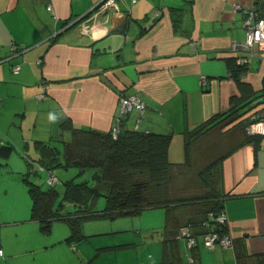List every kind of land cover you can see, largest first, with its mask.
Instances as JSON below:
<instances>
[{
    "label": "crops",
    "instance_id": "obj_1",
    "mask_svg": "<svg viewBox=\"0 0 264 264\" xmlns=\"http://www.w3.org/2000/svg\"><path fill=\"white\" fill-rule=\"evenodd\" d=\"M101 1L0 0V113L20 119L21 130L30 123L34 129L30 136L11 135L9 140L0 125V140L14 152L29 153L31 145L36 152L22 159L13 158L14 152L9 159L0 157V264H161L166 239L178 242L171 252L174 259L166 264H264V136L245 145L242 126L222 138L225 146L205 145L206 139L193 144L189 164L171 167L170 190H161L170 199L202 195L199 174L221 159L215 193L228 217L233 248L208 250L201 235L200 245L189 251L182 227L202 214L190 206L172 211V222L166 213L164 226L100 231V238L133 235L88 241L87 246L68 243L70 230L62 222L44 234L30 220L23 176L33 170L27 160L39 157L37 141L53 143L65 134L71 140V132H61L65 121L100 132L140 125L145 132L172 136L170 158L176 141L181 158L171 160L183 163L184 133L227 112L231 98L248 95L242 96L244 88L231 78L229 64L248 55L244 14L235 7L247 9L254 0H140L135 5L118 0V12L89 15ZM86 15L88 28L82 31L74 23ZM248 57L240 81L252 87L257 99L243 117L246 124L253 112L264 118V51ZM16 66L21 68L17 74ZM202 75L206 86L200 84ZM39 94L46 95L44 101L36 98ZM128 95L139 96L145 111L134 109L118 125L120 99ZM191 184L196 193L188 192Z\"/></svg>",
    "mask_w": 264,
    "mask_h": 264
},
{
    "label": "trees",
    "instance_id": "obj_2",
    "mask_svg": "<svg viewBox=\"0 0 264 264\" xmlns=\"http://www.w3.org/2000/svg\"><path fill=\"white\" fill-rule=\"evenodd\" d=\"M253 7L256 8L260 18L264 19V0H254ZM158 12L159 10L156 11ZM87 15L81 20L86 19ZM180 15L174 16L175 22L179 20ZM81 20L78 23H81ZM248 63L239 64L236 59L229 64L231 78L244 88L242 96L244 92L248 95L231 98V107L227 112L215 114L195 129L184 133L186 144L183 163L172 161L170 158L172 136L145 132L140 130V126L135 130L121 131L115 138L112 131L100 132L94 129L78 128L67 120L61 125V132H71V140L65 142L57 139L54 141L62 143V149L53 143L37 141L34 146L39 157L31 159L32 161L27 160L29 169L36 165L54 172L57 167L66 171L77 169L79 176L88 170L92 173L89 179L82 181H77L76 178L67 180L64 182L62 192L55 187L58 182L45 190L41 185L30 180L32 172L24 175L23 181L27 185L31 199L30 220L39 223L44 234H50L55 223L62 222L70 230L68 243L80 244L90 238L83 233V225L86 221L132 216L151 207L165 208L167 218L168 216L170 218L172 211L178 208L198 206L201 208V218L189 220L184 227L188 226L193 229L194 236L198 238L208 233L203 224L209 222V229L220 235L228 234L227 226L217 224L209 218L210 213L218 215L224 210L223 202L217 200L215 193L221 177V159L210 164L199 174L204 188L209 190L202 197L170 199L165 196L163 199L162 192H160L161 198L160 195H150V191L147 193L145 191L150 188V185L153 187L152 184L155 186L167 184L171 179L170 168L188 165L192 145L210 133L224 130L229 126H242L244 129L242 132L246 134L251 120L248 119L249 123L246 124L243 117L253 108L251 105L257 99V93L252 87L240 81L241 76L248 70ZM261 96L264 98V81ZM258 136L245 135L243 144L255 143ZM79 146L89 150L90 153L87 156L74 154L73 149ZM13 152L14 148L11 145L0 142L1 158L9 159ZM141 172H148V179L142 180L143 183L134 179V176ZM33 176H38L36 169ZM101 197L105 198L106 206L103 210H98L97 205ZM118 248L121 249V247ZM175 248H178L176 240H164V259L161 264L174 259L171 252L176 250Z\"/></svg>",
    "mask_w": 264,
    "mask_h": 264
},
{
    "label": "rangeland",
    "instance_id": "obj_3",
    "mask_svg": "<svg viewBox=\"0 0 264 264\" xmlns=\"http://www.w3.org/2000/svg\"><path fill=\"white\" fill-rule=\"evenodd\" d=\"M79 21L80 20L75 21V24L78 27L80 25L79 28L81 30H82V27H83L84 24L88 25L86 19L81 20L82 21L81 23H78ZM84 29L87 30V27L84 26ZM128 96H137V95H128ZM120 120H119V123H120ZM117 122H118V119H117ZM119 123H118V125H119ZM0 125L5 130V132H6L5 135L7 136V138L9 140H10V136L11 135H15L19 139H22V134H25L26 136H30V135H32V133L34 131L33 124H31V123L29 125H26L24 127V129L21 130L20 129V119L15 118L14 116L7 117V116L4 115V113H0ZM234 128H236V127L229 126V127H226L224 130H222V129L221 130H216V131L210 133L207 137L201 139L200 141H203V140L206 139L205 140L206 142L204 144L208 145V146H212V145L215 146V145H218V144H220L221 146H225V140H223L222 138L225 137V135L228 132H230L231 130H233ZM115 129L119 130V132L117 133V135H118L121 132V128L120 127H116ZM244 134H245V132H244ZM245 135L246 136L250 135L247 132V130H246V134ZM227 137L228 136H226V138ZM63 140L65 142L69 141L70 140L69 134H65ZM0 142L3 143V141H1V140H0ZM53 144L55 146H57L58 148L62 149V143L53 142ZM70 148H71V146H70ZM172 151H173V155L171 156L172 159L181 158L180 157L181 156V148L178 146L176 141H174V143L172 144ZM73 152H74V154H84V156H87V154L90 153L89 150H87V149H85V148H83L81 146L73 149ZM32 154H36V152L33 150L32 145H31V150H30L29 153L27 151H23V150L19 151L18 150V151L14 152L12 157L14 158V156H16L17 158L20 157V159H22L23 157L26 158L27 156H31ZM40 167L41 166H36V167L33 166V168L31 169V171L33 170L32 171V176L29 177V178H30V180L34 181L35 183L41 185L42 188L46 190V189L50 188V186H48L46 184V180L48 179L47 178V174L44 173V172H41L39 170ZM35 169L37 170L38 176H33ZM78 173H79V171L77 169H71V170L66 171L63 168L57 167L55 169V175L58 177V183L56 184L55 187L60 192H62L63 191L64 182H66L67 180L73 179V178H76L77 181H82V180H85V179H89L90 176H91L92 171L88 170L86 173H84L81 176H79ZM25 174H28V173H25ZM186 174H188V173H186ZM170 175H171V173H170ZM182 175H185V173L182 174ZM182 175L179 176V177H182ZM173 176H175V172H173ZM134 177H135L134 179H137L136 181H138L139 183H143L142 180H147L148 179V172L137 173ZM175 179H176V176H175ZM131 184H133V183H131ZM152 185H154V186L151 187V185H150V188L147 187L149 189L146 190L145 192L147 193V192L150 191L151 192L150 195H155V196L160 195V197L162 198V194L160 192L163 189V186L165 187L167 185L166 184H160V185H157V186H155V184H152ZM201 187L202 186H200V188ZM166 189L169 192L170 188L168 186H167ZM188 189H190V191L188 190V192L193 194L194 192L196 193L197 187L195 188V185L191 184V186L188 187ZM205 191L208 192L209 190H207L205 188ZM205 191L203 189L202 195H199V196H201V197L204 196V194L206 193ZM167 194H169V193H167ZM166 195L163 196V199H164V197ZM169 197H170V194H169ZM27 199H28V202L30 203L31 199L29 197V193L27 194ZM105 206H106V200H105L104 197H101L99 202H98L97 209L98 210H103L105 208ZM195 207L197 208V210H201L200 207H198V206H195ZM142 214H143L142 216H138L136 214V215H132V216H122V217H118L116 219H106V220H102L101 219V220L86 221L84 223V225H83V233L85 235H87V236H90L88 241H90L91 243L94 244V243H98V241H100V239H109L110 240V239H114V238H118V237L127 238V237H131L133 235V234H131V232H128V233H122V234H120V233L119 234H115L112 237L100 238L101 236H97L96 235L100 231L112 232V230H130L132 228V226H134L135 229H138L140 227L146 229V228H150V227L164 226L165 223H166V209L165 208H162V207L146 208L142 212ZM173 219L175 220L174 212H173V216H170L169 221L172 222ZM62 227H64L63 229H65V228L69 229V227L66 224H63ZM182 228H184V227H182ZM182 228L180 227V229H182ZM132 230H134V229H131V231ZM92 234H95V235L93 236ZM122 235H124V236H122ZM88 241L83 242L84 245H86V246L89 245L90 242H88ZM199 245H200V242H199Z\"/></svg>",
    "mask_w": 264,
    "mask_h": 264
},
{
    "label": "built area",
    "instance_id": "obj_4",
    "mask_svg": "<svg viewBox=\"0 0 264 264\" xmlns=\"http://www.w3.org/2000/svg\"><path fill=\"white\" fill-rule=\"evenodd\" d=\"M118 0H102L101 3L96 5L89 15L96 14L97 13H105L109 10H114L118 12ZM131 4L134 5L139 2V0H130ZM236 10L242 11L244 14V30H245V48L248 50V55L246 57H242L237 59L238 63H248L249 57L252 56L256 51H264V19L260 18L259 13L257 12L256 8L253 7V5L247 9H242L240 6L235 7ZM49 11H52V7H48ZM88 15V16H89ZM159 13H156L155 16L157 17ZM84 17V16H83ZM83 17L77 19L81 20ZM84 26L88 28V25L84 24L82 27V31H84ZM84 33V32H82ZM196 44H199L197 42ZM16 49V48H15ZM17 50V49H16ZM21 70L20 66L13 67V71L15 73H18ZM200 84L202 86L207 85V77L201 76L200 77ZM46 90H48V86H44ZM36 98L40 101H44L46 98L45 94H39L36 96ZM121 104V112L119 120L128 115L132 112V110L137 109L139 112L143 113L145 111V102L139 97V96H126L122 97L120 99ZM249 119L251 120V124L247 128V132L250 135H259L264 136V118L261 117V115L258 112H253ZM141 123V120H138V125ZM140 126V125H139ZM137 126V128L139 127ZM119 130L113 129V136L115 138L117 137V133ZM39 170L41 172H44L47 174V180L46 184L50 187L54 186L58 182V177L55 175V172L52 170H46L43 167H40ZM209 218H211L212 221H215V223L227 226L228 224V217L224 210L221 211L220 214L214 215L212 213L209 214ZM203 226L207 230L208 233L204 234L203 242L205 248L208 250H213L216 245L221 246L224 249L233 248V239L229 234L220 235L218 232H215L214 230L209 229L210 224L209 222H204ZM182 239L186 240L187 248L192 250V248H195L199 244V240L197 237L194 236L193 230L186 226L182 230L181 234ZM4 256V252L1 248V241H0V257Z\"/></svg>",
    "mask_w": 264,
    "mask_h": 264
}]
</instances>
